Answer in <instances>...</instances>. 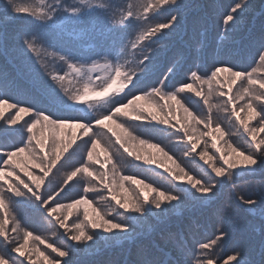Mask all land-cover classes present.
<instances>
[{
  "label": "snow or ice",
  "instance_id": "obj_1",
  "mask_svg": "<svg viewBox=\"0 0 264 264\" xmlns=\"http://www.w3.org/2000/svg\"><path fill=\"white\" fill-rule=\"evenodd\" d=\"M39 2L40 7L16 0H5L0 5V53L6 55L11 46L15 54L14 63L0 66V264H37L33 255L43 257L45 264H61L58 258L66 257L63 264H72L75 252L91 250L101 239L107 243L112 238L102 237L101 232L115 234L135 245L134 258L125 264H264V188L253 196L237 191L236 185L237 179L257 175L264 178V137L257 138V133H264V74H257L264 70V23L259 29L240 35L238 47L252 53L249 67L240 68L227 59H217L203 70L188 68L184 78L169 87L167 82L176 74L182 55L174 58L154 82L152 77L165 55V42L189 25L196 32L202 22L199 6L188 0ZM251 8L250 0H234L228 5L220 18L221 39L236 43L234 35ZM260 15L264 16V11ZM9 23L13 25L11 33ZM87 40L93 43H84ZM202 48L203 44L196 51L199 53ZM49 58L58 60L64 68L50 69ZM221 73L229 74L227 91L220 80ZM238 81L243 83L234 93L233 86ZM214 82L219 87L214 89ZM214 92L226 97L223 110L247 134L249 148L227 140L226 148L217 146L215 134L224 139L229 133L213 121L210 111L205 116L193 107L195 103L210 108ZM173 104L193 125L191 132L184 122L173 123L170 119ZM4 109L15 111L6 116ZM244 112L247 119L241 116ZM21 114H28L22 123ZM257 117L258 124L250 127L249 121ZM201 125L206 131L197 135ZM65 129L73 133L70 143L62 139ZM76 130L82 145L69 152ZM97 130L111 134L109 145H119L115 153L109 145L102 146ZM159 136L184 142L185 155L195 153L210 172L194 178L176 163L170 150L161 147ZM205 137L211 138L212 154ZM200 143L205 147L197 152ZM98 147L106 157L104 161L94 158ZM138 147L154 149L179 171L139 154ZM22 155H26L32 168L39 170L37 174L27 165L16 163ZM121 160L140 171H150L142 166L154 164L173 181L187 177L188 187L162 190L137 179L139 171L119 175ZM94 164L104 171L94 168ZM62 170L64 178L56 182L55 176ZM78 175L90 179L83 180L82 192L74 193L76 185L70 182ZM125 182L140 185L139 195L122 199L116 189L127 192ZM98 185L123 210L117 211V215L124 216L123 222L106 219L93 206L87 194ZM225 185L230 186L229 200L219 206ZM81 205L85 206L82 214ZM233 205L252 220L259 219L260 228L253 229L260 236L258 261L249 259L240 243L230 253L225 251L231 238L228 215ZM88 208L92 209V218ZM185 208L192 215L171 224L170 217ZM73 210H77V219L69 223ZM16 212L22 216L29 212L38 214L52 226L55 235L64 237V243L48 242L22 227ZM206 212L215 217V230L207 239L195 240V214ZM149 217L159 222V230L139 232L136 226L141 218ZM10 232L22 235L10 236ZM30 240L50 248L55 256L45 255L38 246L26 254Z\"/></svg>",
  "mask_w": 264,
  "mask_h": 264
},
{
  "label": "trees",
  "instance_id": "obj_2",
  "mask_svg": "<svg viewBox=\"0 0 264 264\" xmlns=\"http://www.w3.org/2000/svg\"><path fill=\"white\" fill-rule=\"evenodd\" d=\"M192 1L193 0H188V2L191 3V4H192ZM202 1H204V3H206L207 6H208V3H211L213 5V6H208V8H207V10L209 12V21H210L211 26L213 27L211 34L213 35L215 32H216L215 35L221 33L220 18L223 15L225 10H222V11L219 10L218 11L216 9V6L219 4V2H218L219 0L218 1L217 0H202ZM140 2H142V0H137L135 3H140ZM221 2L224 3L223 7H225V4L228 7V5L233 3L234 0H221ZM262 2H263V0H260L261 5H262ZM261 5H259L257 9H260ZM212 7H214V10H212ZM213 14L214 15L216 14L217 17H213ZM250 21H251V19H250ZM250 21H249V23H250ZM249 23H248V26H249ZM242 28H244V26H242V27L240 26L239 27V29H242ZM214 29H217V30H214ZM239 29H238V31H239ZM9 32L11 33V31H9ZM180 32H181V30L177 34H179ZM177 34H175V35H177ZM220 36H222V33H221ZM84 43L91 44V43H93V41L87 40V41H84ZM239 52H240V50H239ZM1 55L2 54L0 53V56ZM6 55H7V57H10L12 60L15 61V54L12 51L11 46L9 47V51H8V53ZM48 65H49L50 69H54V70H57V71H60V70H62L64 68V66L58 60H53L51 58L48 59ZM0 66H3V65H0ZM179 76L183 77V74L175 75L172 78V84L173 83L174 84H178L179 83L178 81L177 82L173 81L175 78H177ZM197 85L200 86L199 84H197ZM197 85H195V86H197ZM243 103H244V101L242 102V104ZM193 107L196 109L197 112H200L201 115H205V116L210 111L213 121H217L218 112H217V108L215 106L211 105L210 108H209V106H205L206 107L205 108V107H203V105H200V104L198 105V104L194 103ZM201 108H203V111H201ZM241 114H243V113H241ZM257 124H258V122L255 120L254 124H252L251 126H256ZM97 131H98V133H99V135L101 137L102 146L106 145V143H107V135L104 134V131H103V134H101L99 130H97ZM78 133H79V130H76V134H78ZM39 135H40V132H39V129H38L37 130V136H39ZM45 135L47 136V135H49V133L45 132ZM71 136H73L72 131L65 129L64 130V135L62 137L64 143H70L71 141H69V140H70ZM261 137H264V133H261V134L257 133V138L259 139ZM103 138H104V141H103ZM85 139H87V137H85ZM158 139H160L162 142L166 140L164 136H159ZM71 140H72V138H71ZM75 141H78V143L73 148L70 147L71 150L69 148L70 152L73 149H75L77 145H82V140L77 139ZM152 142L154 143L155 141H152ZM162 144H161V147H162ZM116 148H119V146L118 145L117 146L116 145L112 146V151L114 153H115V149ZM98 150L101 151V147H99ZM168 151H169L170 155L174 154L171 151L170 146H168ZM173 156H175V155H173ZM182 159L186 161L185 158L182 157ZM189 159L191 160L190 157H189ZM175 160H176V163L179 164V161L177 159H175ZM191 161L193 162V164L196 165L197 168L200 169L199 172H200L201 176L202 175L206 176L207 173L210 172V169L208 168V166L206 164L203 163V161L202 162L199 161V160H191ZM93 167L96 168V169H99V171H101V172L104 171V169H100V166L98 164H94ZM142 167L144 169H151L150 171H146L147 173H150L152 175L155 174V175L160 176V177L164 176L165 172L163 173L162 170L157 169L156 167L147 166V165H143ZM120 168H121V171L119 172V175H125V174H129V173L138 171V169L131 168L124 160H121ZM29 169L34 174H37L39 172L38 169H34V168H29ZM17 171L20 172V175H21L22 178L27 180V177L24 176V173L22 171H20V169H17ZM53 171L55 172V169ZM186 171L188 172V170H186ZM189 173H191V172H189ZM64 175H65V173L62 170L60 173L56 174L55 181L56 182H60L61 180H63ZM141 175L144 176L145 178L149 179V180H152L148 174L142 173ZM84 179H90V178H84V177H82V175H78L76 178H74L73 182L74 183L75 182L78 183V186L75 189V191L82 192V186L81 185L83 184V180ZM117 179H118V177H117ZM262 179H264V178H262L259 175L255 176V177H246V178H244L242 180L241 179H237L236 180L237 189L238 190H242L241 192H244L245 194L247 193V190H248L249 194H251L253 196H256V195L259 194V190L261 188H264V183L261 182ZM167 180H168V178H167ZM73 182H70V183L72 184ZM93 183L95 184L96 182L93 181ZM127 183L128 182H125V185H127ZM148 183H150V182H148ZM150 184H152V183H150ZM157 185H159V184H157ZM99 187L102 189L103 195L105 196L107 194V192H106L107 190L104 189L102 185H99ZM175 188H176V185H174V188H172V189L174 190ZM117 189H119V188H117ZM96 193H99V192H96ZM117 193L118 194L119 193L123 194V196H124V192H122V191H117ZM107 195H109V194H107ZM229 195H230V186L225 185V187L223 189V192H222L221 201H220V205L219 206H223V205L226 204V202L229 200ZM96 196H97V194H96ZM96 196H94V194L92 195L91 193L87 194V197L93 202V206L94 207L101 206V207L108 208V206H109L108 202L111 201L109 196H108V198H106V197L103 198L105 203H106V206H103L102 204H100L97 199L95 200ZM13 207H15V206H13ZM84 207L85 206L82 205L83 210H84ZM97 208L99 209V207H97ZM237 208L238 207L233 205L229 209V214H231V215L234 214L235 215V213H237V212H235V211H237ZM91 211H92V209L88 208V213H89V217L90 218L93 217V213ZM15 215L20 220V223H21L22 227H27V229H29V230L33 231L34 233L40 235V231L38 230L39 229L38 223L40 221L42 223H44V220L41 217L38 218L36 216V214H31V213H27L26 215L22 216L19 212H16ZM190 215H192V214L188 211V209H186V208L185 209H180V210H178L176 215H173L172 217H170V221L169 222L171 224L175 225V224L181 223L184 220L185 217H188ZM195 215H196V223L198 224V227L195 228V230H194V238H195V240L207 239L208 237H210L212 235L213 231L215 230V227H214L215 226V217L211 214V212L196 213ZM236 218L237 219H235V220L234 219L228 220V225L231 226V227H237L238 233L235 235V234H232L231 231H230L231 238L228 240L227 244L225 245V251L229 250L230 242L233 241V243L235 245L237 243H240L244 247V249L247 251L249 259L258 261L260 259V250H259L260 236H259V232L258 231H254L253 229L254 228L255 229H259L260 228L259 219L257 218L255 220H252L243 211H241V213ZM149 220L153 221V223L150 224V225H143V226L137 225L136 226L139 232H141V233H150V232H154V231H158L159 230V227H160L159 222L156 221L155 218H152V217H149ZM236 220L238 221L237 225H235V223L233 222V221H236ZM62 240H63V237H62ZM121 250H124V253L122 254V258L118 261L119 254H120ZM135 252H136L135 245L130 243L127 240L114 239L113 241H109L107 243H105V241L102 240V244L97 249H95V250H87V252L84 253V254H81V253L77 254L75 252L74 253L75 258L71 259V260H72L73 264H102V263L99 262V258L100 257H105V256L110 255V254H116L111 259H109V257H108L107 259H103L102 261H106L107 262L106 264H125L126 260L134 258V253ZM221 255H223V253H221ZM103 264H105V263H103Z\"/></svg>",
  "mask_w": 264,
  "mask_h": 264
},
{
  "label": "rangeland",
  "instance_id": "obj_3",
  "mask_svg": "<svg viewBox=\"0 0 264 264\" xmlns=\"http://www.w3.org/2000/svg\"><path fill=\"white\" fill-rule=\"evenodd\" d=\"M195 1H197V0H195ZM250 4L252 6L251 12L247 16H245L243 18V20H242V22L240 24L241 27L242 26L248 27V23L250 21V18L253 15V12L258 8L259 5H261L260 0H250ZM208 6H213V5L211 3H208ZM225 6H226V4H225ZM212 10H214V7H212ZM213 17H217V15L216 14L215 15L213 14ZM215 34H216V32L214 33V35ZM257 74L258 75L264 74V70L259 71ZM228 79H229V74L228 73H221L220 74V80L222 82H224V91H227V88H228L227 81H228ZM242 83H243V81H238L233 86V92L234 93L237 91V89L240 88V86H241ZM197 87H200V86L197 85ZM203 87L205 88V90H207V85H204ZM217 87H219V85H217L214 82L213 83V88L215 89ZM189 95H191V94H189ZM193 99L195 100V97H193ZM224 99H226V97H220L218 95V93H215V92L210 97V104L212 106H215L217 108V112H218L217 121H214V122H219L222 125V127L224 129H226L227 132L229 133L228 135H226L224 137V139H219V134L218 133L215 134L218 137L217 146L218 147H221V148H226L225 140H227V141L232 142L234 145H239V146H241L243 148H249V146H250V139L247 136V134H245L243 132V129L239 128V125L234 121V119H230L228 117V114L223 110V103L222 102H223ZM242 102L243 101H240L239 103L242 104ZM217 105H219V107H217ZM14 111L15 110H13L12 112H9L8 109H4V112H5V115L6 116L14 114ZM241 116L244 117L245 119H247V113L246 112H244L243 114H241ZM27 118H28L27 117V114H21V116H20V122H23V120H25ZM170 119L172 120L173 123H176L177 120H180L181 122H184L186 124V127H188L189 128V131L191 132V129H192L193 125L187 123V121L184 118L183 112L180 111L174 104H173L172 115H171ZM255 120L258 122L259 121V117H257ZM255 120L249 121V125L251 126L252 124H254V121ZM99 131H100L101 134H103V131H101V130H99ZM199 131H206V129H204L203 128V125H201L198 128L197 135L199 134ZM106 135H107V143H106V145H109L108 137L111 134L109 133V134H106ZM79 136H80V133L76 134V140L79 139ZM72 137L73 136L70 137V140L69 141H71V138ZM204 139H206L208 141L207 147H208L209 154H212L214 152V149L211 148V138L210 137H205ZM103 141H104V138H103ZM162 143H163L162 144V147H164L166 151H168V146H170L171 151L174 153L173 155H175V156H173V158L174 159H177L179 161V165L181 167H183L184 169L186 168L185 171L188 170V172H191L189 174L192 175L194 178H199L201 176L200 175V172H199L200 169L197 168L196 165L193 164V162L191 161V160H199V158H198V156L195 153H193L191 155H185V144H184V142L178 141L176 139H173L171 141L168 140V139H166ZM109 146L112 147L111 145H109ZM204 147H205L204 143H200V145H199V147L197 149V152L201 151ZM98 149H99V147L96 149V151L94 153V158H97L98 157L101 161H104L106 159V157L104 156L103 151L102 150L100 151ZM70 150H71V148H70ZM70 150H69V152H70ZM137 151L141 155L151 156L152 158L161 160L165 164L166 167L173 169V171H176V172L179 171V169H177L175 167V165H173L171 163V161L165 160L164 157L161 156L160 154L156 153L154 149H150V148H147V147H143V148L138 147L137 148ZM124 155L126 156V154H124ZM182 157L185 158L186 161L183 160ZM189 157L191 158V160L189 159ZM128 159H131V158H128ZM16 163L17 164H20L21 166L27 165L29 168H32L31 167V163L26 158V155H22L20 157H17L16 158ZM137 163H140V162H137ZM147 166H153V167H156L157 169L162 170L163 173L165 172L163 168H159V167H157L154 164L153 165H147ZM138 171L140 172V175L136 177L137 179H144L145 183L150 182V183H152V185L154 187L159 186L162 190H173L172 188H174V185H176V188H178V187H188L187 177H185V179L183 181H173L170 178L171 176L167 172L164 173V176L163 177H160V176H157L155 174L152 175L150 173H147L146 171H140V170H138ZM142 173L148 174L152 180H149V179L145 178L144 176H142L141 175ZM166 177L168 178V180H167ZM156 183L159 184V185H157ZM72 184H75L76 185V187H75V189H76L77 186H78V183L77 182H75V183L73 182ZM124 186H125V188L128 191L127 192H124V196H123V194H120V193L118 194L122 199L123 198H126L128 195H132L133 197L139 195V192H140V189H141V186L140 185H133V184H131V182H128L127 185H124ZM75 189H74V193L78 192V191H75ZM116 191H120V189H116ZM237 191H240L241 192L242 190H238L237 189ZM96 192H99V193H96ZM89 193H91L92 195L94 194V196H96V194H97L95 200L97 199L99 201V203L102 204L103 206H106V203H105V201H104L103 198H105V197L108 198V196L110 198V195H107L108 192H107V194L105 196L103 195L102 189L99 187V185L96 187V190L95 191H92V192H89ZM246 194H249V191L248 190H247V193ZM110 200H111V198H110ZM111 201L108 202V204H109L108 208L101 207V206H97V207H99L98 210L101 211V214L102 215H105V218L106 219L115 220L117 222H123L124 221V216L117 215V211L123 212V210L122 209H118V206L115 205V202L114 201L111 202ZM76 211L77 210H73L74 215L69 220V223H71L72 220H76L77 219ZM82 211H83V208H82V205H81L80 206V209H79V212L82 214ZM235 212H237V213H235ZM235 212H234L235 215L234 214H232V215L229 214L228 215V220H232V219L235 220V219H237L236 217H238V215L241 213V210H239L237 208V211H235ZM29 213H31V212H29ZM31 214H36V213H31ZM124 215L126 216L128 214L125 213ZM36 216L38 218H40V216L38 214H36ZM79 218L82 219V215ZM233 222L235 223V225H237V223H238L237 220L236 221H233ZM152 223H153V221L149 220V218H146V219L145 218H141V223H139L138 225L143 226V225H150ZM38 227H39L38 230L40 231V235L43 236V237H45V238H47L48 242L57 241V243H59V244H63L64 243V237H63V240H62V237H58L57 235H55L54 234V231L55 230L52 228V226L47 221L44 220V223H42L40 221L38 223ZM228 227H229V231H231L232 234H235L236 235L238 233L237 227H231L229 225H228ZM10 228H11V224L9 225V229ZM61 231H64V230H61ZM97 231L99 232L100 230H97ZM9 234H10V236L22 235V233H11V232ZM100 235L102 237H107V236L111 235L112 238L110 240H108V242L109 241H113L114 239H118L115 236V234H104V233L101 232ZM102 240H104V239H101L99 241L98 245L96 247H94L93 249H91V250L97 249L102 244ZM69 243H71V242H69ZM229 245H230L229 246V250H226V252H229L230 253L231 252V249L233 247H235V244L232 241V242H230ZM34 246H38L41 251H44L45 252V255L51 253V249L50 248L49 249H45V246L43 244H38V242L36 244H34V242L30 240L29 241V249L27 250L26 254H28ZM77 247H81L82 248V246H77ZM86 252H87L86 249H82L81 251L76 252V253L77 254L78 253L84 254ZM123 253H124V250H121V252L119 254L118 261L122 258V254ZM51 255L52 256H55V253H51ZM115 255L116 254H110V255H107L105 257H100L99 258V262L102 263V264L103 263L106 264L107 262L106 261H102V260L103 259H107L108 257H109V259H111ZM74 258H75V256L73 254L71 256V259H74ZM58 259H61V264H63V260L64 259H68V258L66 257V258H58ZM33 260L36 261L37 264H45V262L43 260V257H40L38 255H33Z\"/></svg>",
  "mask_w": 264,
  "mask_h": 264
},
{
  "label": "bare ground",
  "instance_id": "obj_4",
  "mask_svg": "<svg viewBox=\"0 0 264 264\" xmlns=\"http://www.w3.org/2000/svg\"><path fill=\"white\" fill-rule=\"evenodd\" d=\"M241 65H243V64H241ZM188 68H189V67H188ZM180 79H181V76L175 78L173 81H174V82H177V81H179Z\"/></svg>",
  "mask_w": 264,
  "mask_h": 264
}]
</instances>
